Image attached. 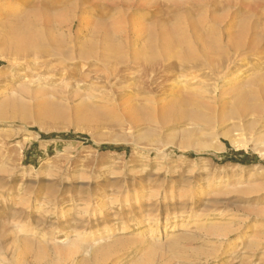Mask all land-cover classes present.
Returning <instances> with one entry per match:
<instances>
[{
	"label": "rangeland",
	"instance_id": "obj_1",
	"mask_svg": "<svg viewBox=\"0 0 264 264\" xmlns=\"http://www.w3.org/2000/svg\"><path fill=\"white\" fill-rule=\"evenodd\" d=\"M0 1L20 8L11 23L32 27L41 48L18 73L0 59V92L9 82L17 97L54 110L47 121L31 110L29 119L0 122V264H54L55 247L67 248L79 230H113L101 243L116 252L105 264H134L155 221L159 233L166 221L188 227L169 229L154 264H264V156L224 135L233 129L246 141L258 121L253 134L264 136V106L219 121L237 94L264 105V0ZM83 13L87 31L76 21ZM85 52L95 56L82 59ZM158 111L168 115L162 124ZM122 134L138 147L107 141ZM188 134L204 147H179ZM78 262L94 264L87 254Z\"/></svg>",
	"mask_w": 264,
	"mask_h": 264
},
{
	"label": "bare ground",
	"instance_id": "obj_2",
	"mask_svg": "<svg viewBox=\"0 0 264 264\" xmlns=\"http://www.w3.org/2000/svg\"><path fill=\"white\" fill-rule=\"evenodd\" d=\"M138 1V0H137ZM136 1V2H137ZM148 1V0H147ZM243 1V0H242ZM1 2V1H0ZM135 2V3H136ZM143 2H145V1H143ZM244 3L246 2V0L245 1H243ZM121 3V2H120ZM119 3V4H120ZM126 3V2H125ZM148 3V2H147ZM73 4V3H72ZM75 4V3H74ZM116 4V3H115ZM134 4V3H133ZM145 4H146V2H145ZM150 4V3H149ZM118 5V4H117ZM124 5V4H123ZM138 5V4H137ZM119 6V5H118ZM125 6V5H124ZM132 6V5H131ZM134 6V5H133ZM150 6V5H149ZM121 7V6H120ZM125 8V7H124ZM76 9V8H75ZM74 10V9H73ZM119 10V9H118ZM122 11H125V10H123V9H121ZM248 10H249V8H248ZM257 10V9H256ZM74 12H75V10H74ZM23 12L20 10V8L19 7H17V8H13V7H9V5H8V2H6V3H4V4H0V27H3V29L0 31V41H1V43H2V45L0 46V59H2V60H4V61H6L7 62V64H10V65H12V67L13 68H11L12 69V71L13 72H15L14 71V67H16V68H19V67H21V66H23V65H26V64H29V62H33V61H35V59H36V61H37V58H36V54L38 53V51L41 49L40 48V45L38 44V42H37V32H36V35H35V32H33V28L32 27H30L29 29H26V28H24V25L23 24H21V25H23V27L22 26H20V25H18V23L20 22V21H18V23L16 24V23H11V21L14 19V18H17L20 14H22ZM74 16H75V14H73ZM121 15V14H120ZM91 18V17H90ZM74 20H75V18H73ZM76 21H78V23H79V26H80V28L82 27L83 28V30H84V28H86L87 27V24H88V22H89V14L88 13H83V14H81V16L78 18V20H76ZM12 22H15V20L14 21H12ZM61 22H63V23H65V20L63 21H61ZM60 22V23H61ZM63 23H61V24H63ZM68 23H70V22H68ZM66 24V23H65ZM136 24V23H135ZM28 25V24H27ZM70 25V24H69ZM68 25V26H69ZM134 25V24H133ZM140 25V24H139ZM26 26V25H25ZM124 26V25H123ZM72 27V26H71ZM127 27V26H126ZM134 27V26H133ZM132 27V25H131V29L133 28ZM137 27V26H136ZM89 28V27H88ZM88 28H86V31H87V29ZM128 28V27H127ZM126 28V29H127ZM67 29H69V27L67 28ZM116 29V28H115ZM122 30V29H121ZM124 30H125V28H124ZM130 30V29H129ZM128 30V31H129ZM73 31V30H72ZM97 31V30H96ZM96 31H94V32H96ZM132 31V30H131ZM130 31V32H131ZM138 31H140V32H142L143 33V31H141V30H138ZM138 31H136L137 33H138ZM93 32V33H94ZM124 32V31H123ZM135 32V31H134ZM136 32H135V34H136ZM140 32L137 34V35H139L140 34ZM121 33V32H120ZM127 33V32H126ZM125 33V34H126ZM132 33L133 32H131V35H132ZM142 33L140 34V35H142ZM129 34V33H128ZM136 35V36H137ZM122 36V35H121ZM143 36V35H142ZM54 37V36H53ZM108 37V36H107ZM140 37V36H139ZM142 38V37H141ZM105 39V38H104ZM133 39V38H132ZM136 39H140V38H136ZM106 40H107V38H106ZM105 40V41H106ZM57 41V40H56ZM68 41H70L69 39H68ZM72 41V40H71ZM101 41V40H100ZM105 41H101L100 42V44H105V43H109V42H105ZM53 42V41H52ZM61 42V41H60ZM46 43V42H45ZM68 43V42H67ZM96 43H97V41H96ZM72 44V43H71ZM73 44H75V43H73ZM98 44V43H97ZM130 44V43H129ZM48 45H49V43H48ZM76 45V44H75ZM53 46V45H52ZM73 46V45H72ZM100 47H101V45H99ZM103 46V45H102ZM55 48V53H56V55H62V56H64L63 54H64V50H63V52H62V49H57V47L56 46H54ZM69 47V46H68ZM133 47V46H132ZM72 49H73V47H71ZM75 48V47H74ZM79 48V47H78ZM82 48V47H81ZM102 48V47H101ZM100 48V49H101ZM129 48H130V46H129ZM4 49H7L10 53H11V55H5V54H3L2 53V51L4 50ZM72 49L69 51V49H68V51L71 53L72 52ZM80 49V48H79ZM99 49V48H98ZM134 49V48H133ZM12 52H11V51ZM83 50V49H82ZM132 50V49H131ZM44 51V50H43ZM43 51H41V52H43ZM67 51V50H66ZM75 51H77V50H75ZM79 51V50H78ZM133 51V50H132ZM54 52V51H53ZM68 52V53H69ZM74 52V51H73ZM97 52V51H96ZM124 52V51H123ZM40 53V52H39ZM63 53V54H62ZM66 53V52H65ZM84 53V52H83ZM125 53V52H124ZM73 54V53H72ZM43 55V54H42ZM49 55V54H48ZM69 55H71V54H69ZM79 55V54H78ZM82 55V59H88V58H91V57H94L95 55H93L92 54V52L91 53H86L85 52V54H80V56ZM101 55H103V54H101ZM111 55V54H110ZM113 55V54H112ZM30 56H33V58H30ZM46 56V55H45ZM53 56V55H52ZM51 56V57H52ZM61 56V57H62ZM72 56V55H71ZM108 56L109 55H103V56H101L102 58H100L103 62H107L108 60H109V58H108ZM50 57V56H49ZM68 57V56H67ZM57 58V57H56ZM64 58H65V56H64ZM73 58V57H72ZM81 58V57H80ZM79 58V59H80ZM118 58V57H117ZM116 58V60L118 61V59ZM74 59V58H73ZM113 59H115V58H113ZM68 60V59H67ZM71 60V59H70ZM69 60V61H70ZM113 61V60H112ZM60 62V61H59ZM86 62V61H85ZM100 62V61H99ZM124 62V61H123ZM123 62H120V63H123ZM104 63V64H105ZM109 64H110V61L108 62ZM107 63V64H108ZM119 63V64H120ZM36 64V63H35ZM67 64V63H66ZM29 66H30V64H29ZM25 68H27V66L25 67ZM28 71V70H27ZM15 73H18V72H15ZM14 74V73H13ZM6 75H8V74H6ZM9 75H11L12 76V74L10 73ZM7 77V76H6ZM5 77V78H6ZM231 77V76H230ZM12 79V78H11ZM12 81H14V79L12 80ZM26 81V80H25ZM37 81V80H36ZM8 82V81H7ZM4 83V82H3ZM8 84H9V82L8 83H6V85L4 86V88L2 89V91L0 92V95H2V101L0 100V122H2L3 120H5L7 117H14V116H16V115H19L20 117H22V118H26V119H29V113H30V111L32 110L33 111V113H34V119H40L41 120V118H42V120H44L43 118H45V117H47V116H51L52 115V112L54 111L53 110V108L51 109V110H53V111H51L50 109H48V107H50L49 106V104L47 103V102H45L44 104L46 105V103L48 104V107L47 106H45L44 104H41V103H39V102H37L38 104H36L35 103V105H31L30 103H28L27 101H25L24 99H22V98H20V97H17V95L15 94V92H13V91H11L8 87H6V86H8ZM2 88V87H1ZM16 92H17V90H16ZM19 92V91H18ZM36 93H38V92H36ZM257 93V92H256ZM242 94V93H241ZM243 95V94H242ZM35 96V95H34ZM241 96V95H240ZM240 96H239V94H237V96L235 97V99H236V105L234 106V108H233V110H230V111H224V112H222V114L220 115V117H219V121H221V120H225V119H227V118H239V117H242L243 115H245L248 111H250V110H252V111H255V112H258L259 110H260V112L262 111L261 109L263 108V104L261 105V103H260V105H255V106H248L247 104H245L244 102V100H246V99H248L246 96H245V98L246 99H244V100H242L243 98H242V96H241V98H240ZM244 96V95H243ZM82 97H83V94H82ZM87 97V96H86ZM256 97V96H255ZM254 97V98H255ZM91 98V97H90ZM257 98V97H256ZM255 98V99H256ZM259 98V97H258ZM261 98V97H260ZM33 99V98H32ZM31 99V100H32ZM34 100H35V98H34ZM34 100H32V101H34ZM86 100V99H85ZM219 100V99H218ZM44 101H45V99H44ZM81 101V100H80ZM100 101V100H99ZM151 101V100H150ZM150 101H147V103L148 102H150ZM87 102H88V100H87ZM120 102V101H119ZM119 102H117L118 104H119ZM122 102V101H121ZM153 102V101H152ZM255 102V101H254ZM82 103V102H81ZM83 103H85V102H83ZM34 104V103H33ZM106 104L108 105V103L106 102ZM149 104V103H148ZM157 104V103H156ZM156 104H155V106H156ZM161 104V106L160 107H163L162 105H163V103L161 102L160 103ZM81 105H83L84 106V104H81ZM103 105V104H102ZM105 105V104H104ZM106 105V106H107ZM112 105L113 104H111V107H112ZM165 105V104H164ZM225 105V104H224ZM52 106V105H51ZM117 106V105H116ZM134 106V105H133ZM132 106V107H133ZM149 107H148V109L150 108L151 110V112H152V110L155 112V109L153 108L152 109V107H153V105H152V107H150V105H148ZM154 106V107H155ZM159 106V105H158ZM208 106V105H207ZM226 106V105H225ZM57 107V106H56ZM85 107V106H84ZM97 107V106H96ZM120 107L122 108V109H126L127 107H128V109H129V107H131V106H128V104H127V102L125 101L124 103L122 102L121 104H120ZM131 107V108H132ZM169 107V106H168ZM173 107V106H172ZM222 107H223V105H222ZM221 107V108H222ZM114 108V107H113ZM156 109H158L157 107H155ZM206 108V107H205ZM220 108V109H221ZM57 109V108H56ZM97 109H100V110H102L101 108H97ZM103 109H105V114H106V112H111L112 111V108H107V107H105V108H103ZM115 109V108H114ZM113 109V110H114ZM121 109V111H123ZM127 109V110H128ZM133 109H134V107H133ZM167 109H169V108H167ZM211 109V108H210ZM218 109V108H217ZM229 109V108H228ZM58 110V109H57ZM90 110V109H89ZM99 110V111H100ZM132 110V109H131ZM161 110H162V108H161ZM163 110H164V108H163ZM211 110H214V108L213 109H211ZM219 110V109H218ZM222 110V109H221ZM224 110V109H223ZM56 111V110H55ZM98 111V112H99ZM115 111V110H114ZM120 111V110H119ZM126 111V110H125ZM130 111V110H129ZM135 111V110H134ZM214 111H216V110H214ZM57 113H58V111H56ZM56 112H54V114H56ZM60 112V111H59ZM77 112V111H76ZM80 112V111H79ZM89 112V111H88ZM113 112V111H112ZM116 112H117V110H116ZM135 112H138V111H135ZM163 113H166V111L164 112V111H162ZM162 112L161 113H159V111L158 112H156L157 113V115L154 117V119L153 120H156L157 121V119H158V121L160 122V121H162ZM167 112H168V110H167ZM174 112V111H173ZM65 113V112H64ZM75 113V112H74ZM85 113V112H84ZM84 113H83V115H84ZM115 113V112H114ZM159 113V114H158ZM170 112H168V114H169ZM182 113V112H181ZM204 113V112H203ZM63 114V113H62ZM73 114V113H72ZM81 114V113H80ZM79 113L77 114V115H75V117L74 118H76L75 119V121L76 120H79V115H80ZM89 114V113H88ZM87 114V115H88ZM111 114L112 113H108V115H110L111 116ZM120 114H123V112L121 113L120 112ZM124 114H125V112H124ZM128 114V113H127ZM130 114V113H129ZM154 114V113H153ZM175 114H177V113H175L174 112V115ZM178 114H179V112H178ZM177 114V115H178ZM184 114V113H183ZM188 114H189V112H188ZM196 114V113H195ZM201 114V113H200ZM215 114H216V112H215ZM58 115V114H57ZM61 115V114H60ZM59 115V116H60ZM65 115H67V113L65 114ZM82 115V116H83ZM90 115V114H89ZM98 115V114H97ZM114 115H116V114H113V116ZM126 115V114H125ZM137 115V114H136ZM151 115V114H150ZM166 115H167V113H166ZM171 115H172V113H171ZM170 115V116H171ZM180 115V114H179ZM182 115V114H181ZM186 115V114H185ZM202 115V114H201ZM204 115V114H203ZM214 115V114H213ZM53 116V115H52ZM55 116V115H54ZM86 116V115H85ZM94 116V115H93ZM96 116V115H95ZM120 116V115H119ZM118 116V117H119ZM122 117H123V115H121ZM120 116V117H121ZM138 116V115H137ZM154 116V115H153ZM165 116V115H164ZM168 116V115H167ZM191 116H193L194 117V119H200V117H202V116H200L199 115V117L198 116H196V115H191ZM57 117V116H56ZM61 117V116H60ZM66 117V116H65ZM84 117V116H83ZM112 117V116H111ZM118 117H116V118H118ZM126 117V116H125ZM125 117H123V118H125ZM129 117V116H128ZM150 117V116H149ZM186 117V116H185ZM188 117V116H187ZM186 117V118H187ZM190 117V116H189ZM213 117V116H212ZM48 118V117H47ZM52 118H55V117H52ZM51 117H50V119L49 120H51L52 119ZM62 118V117H61ZM69 118V117H68ZM86 119H87V117H85ZM91 118H92V116H91ZM91 118H90V120H91ZM114 118V117H113ZM166 118V117H165ZM165 118H164V120H165ZM169 119H170V117H168ZM172 118H174V117H171V120H173ZM177 118V117H176ZM216 118H218L217 116H216ZM56 119H60V118H56ZM55 119V120H56ZM64 119V118H63ZM82 119H84V118H82ZM126 119V118H125ZM131 119H132V117H131ZM133 119H135V118H133ZM151 119H152V117H151ZM150 119V121H153V120H151ZM167 120L168 122L170 121V120ZM178 119H179V117H178ZM198 119V120H199ZM260 119V118H259ZM45 120H46V118H45ZM48 120V119H47ZM46 120V121H47ZM62 120V119H61ZM74 120V119H73ZM129 120V119H128ZM138 120V119H137ZM136 120V121H137ZM163 120V121H164ZM53 121V120H52ZM79 121H81V120H79ZM84 121V120H83ZM92 121V120H91ZM96 121V120H95ZM119 121V120H118ZM139 121H140V119H139ZM138 121V122H139ZM149 121V120H148ZM158 121H157V123H158ZM162 121V122H163ZM202 121V120H201ZM129 122V121H128ZM133 122H134V120H133ZM154 122V121H153ZM165 122V121H164ZM163 122V123H164ZM167 122V123H168ZM172 122V121H171ZM258 122V121H257ZM257 122L256 121H252V122H250L249 124H248V126H247V129L250 131V133L251 134H249V135H252V136H250V138H247L246 139V141H244V139H240L237 135H232L233 134V132L235 131V130H228L227 131V133H225L224 135H225V137L227 138L228 137V140L231 142V144H232V146H235V148L236 147H240V146H242V145H253L254 146V148H255V150L256 151H258L260 154L259 155H261V156H264V136H262V137H259V138H256V135L255 134H253V131H254V127L257 125ZM131 123H132V121H131ZM156 122H154V124H157ZM161 123V122H160ZM213 123V122H212ZM132 124H134V123H132ZM153 124V123H152ZM159 124V123H158ZM158 124H157V126H158ZM162 124V123H161ZM153 130V129H152ZM237 130V129H236ZM152 133V132H151ZM189 133L191 134V132L189 131ZM154 134V133H153ZM184 134V133H183ZM187 135V134H186ZM223 135V136H224ZM148 136V135H147ZM108 137V136H107ZM131 138L132 139V142H129L128 141V139L129 138ZM126 136V137H124L123 136V134L122 135H116V136H112V137H110V138H107V141L109 142V143H111V144H113V145H120V144H131V145H133L134 147H138V145H137V143H136V141H137V138L136 137H133V136ZM151 137V136H150ZM149 137V138H150ZM138 138H140V137H138ZM182 138V137H181ZM106 139V138H105ZM140 140V139H139ZM138 140V141H139ZM181 140V139H180ZM181 144H179V147H190V146H192V147H197L198 149H200V148H203L204 147V144L200 141H198L196 138L194 139L193 138V136L192 135H189L188 134V136H186L185 138H183L182 140H181V142H180ZM191 148V147H190ZM209 148V147H208ZM243 148V147H242ZM183 149V148H182ZM186 149V148H185ZM157 153H158V150L157 149H154ZM203 151V150H202ZM162 155L164 154L163 152L161 153ZM164 157H162V159H163ZM164 160V159H163ZM5 170V169H4ZM10 172V171H9ZM12 172V171H11ZM8 174H11V173H8ZM157 193H159V192H157ZM157 197V196H156ZM150 198H151V196H150ZM185 201V200H184ZM102 207V206H101ZM83 209H81L80 211H82ZM85 210H86V208H85ZM84 212V211H83ZM87 212V211H86ZM80 213V212H79ZM92 214V213H91ZM84 215V214H83ZM82 215V216H83ZM81 216V217H82ZM85 216L87 217V213L85 214ZM198 219V218H197ZM81 224V223H80ZM195 225V224H194ZM144 226V225H143ZM190 226V225H189ZM148 234H149V236L146 238V239H143V238H141L140 240H141V244L144 246V248H143V254H142V256H141V259L138 261V262H136V263H134V264H154V261H155V258H156V255L158 254V253H160L161 251H160V248H161V241H162V239L163 238H168L170 235L168 234V231H170L169 229L170 228H172V231L177 227V228H180V229H184L185 228V226L183 225V224H180V225H178V226H171V224H169L168 223V221H166L165 222V224H164V226H163V230L159 233V231H158V222L157 221H155L154 223H153V225H148ZM188 227V226H187ZM186 227V228H187ZM185 228V229H186ZM22 230V229H21ZM21 230H19V232H23V231H21ZM77 230V229H76ZM127 229L126 228H123V233L126 231ZM17 232V231H16ZM32 232V231H31ZM77 232V237H78V239H76V240H72V241H70V242H68V244H67V248H65V249H61V248H56L55 247V249H54V253H55V255H56V262L54 263V264H79V262H78V257L81 255V254H87V255H89V256H92V258H93V260H94V264H105L110 258H112V257H114L115 255H116V252H112L111 250H110V248L108 247L109 245H106V246H102V240L104 239V238H107V237H109V236H111L112 234H113V230H106L104 233H97V234H94V235H91L90 237L88 236V235H81V232L82 231H76ZM24 234H27V235H29V233H30V230H25L24 232H23ZM118 233V232H117ZM17 234V233H16ZM15 234V235H16ZM14 237V236H13ZM21 239V238H20ZM20 239H17V241L19 240L20 241ZM256 239V238H255ZM15 241V240H14ZM25 241H26V239H25ZM166 241V240H165ZM21 242H22V240H21ZM135 242V241H134ZM24 243V242H23ZM120 243V242H119ZM253 243V245L255 244V243H257V242H252ZM96 244V245H95ZM250 244H251V242H250ZM249 244V245H250ZM22 245V244H21ZM117 245V244H116ZM136 245V244H135ZM139 245H140V243H139ZM19 247V246H18ZM21 247V246H20ZM140 247H141V245H140ZM252 247V246H251ZM257 247V246H256ZM22 248H23V246H22ZM24 248H26V247H24ZM25 250V249H24ZM24 250H22V249H20L19 250V254H20V256H22L23 254H24ZM165 250H167V249H165ZM167 252V251H166ZM164 255V254H163ZM45 255H44V253L42 252V253H40L37 257H36V260L38 261V262H40L41 260H44V257ZM162 257V256H161ZM160 257V258H161ZM91 259V258H90ZM161 260V259H160ZM115 262H113L114 264H119L121 261H120V259H115L114 260Z\"/></svg>",
	"mask_w": 264,
	"mask_h": 264
}]
</instances>
